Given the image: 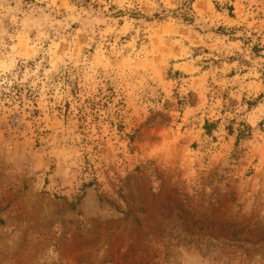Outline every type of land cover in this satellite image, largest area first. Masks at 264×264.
Returning a JSON list of instances; mask_svg holds the SVG:
<instances>
[{
    "label": "rangeland",
    "instance_id": "1",
    "mask_svg": "<svg viewBox=\"0 0 264 264\" xmlns=\"http://www.w3.org/2000/svg\"><path fill=\"white\" fill-rule=\"evenodd\" d=\"M0 264H264V0H0Z\"/></svg>",
    "mask_w": 264,
    "mask_h": 264
}]
</instances>
